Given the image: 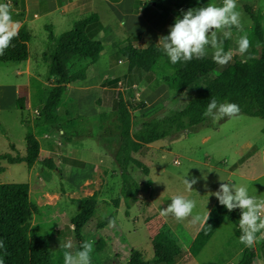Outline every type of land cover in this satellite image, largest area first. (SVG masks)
Wrapping results in <instances>:
<instances>
[{
  "label": "rangeland",
  "instance_id": "374dc122",
  "mask_svg": "<svg viewBox=\"0 0 264 264\" xmlns=\"http://www.w3.org/2000/svg\"><path fill=\"white\" fill-rule=\"evenodd\" d=\"M194 7L189 4L187 9ZM69 31L64 30L62 34ZM49 35L42 27L37 30L30 43L29 60L33 69L22 74V78L16 73L25 70V61L0 62V155L26 156L25 137L31 129L40 143L39 160H51L58 169L67 164L72 172L70 176L79 170L82 181L63 177L57 168L51 170L40 163L31 171L26 164L9 165L0 159V184L30 185L31 201L41 208L32 224L40 238L49 237L50 252L60 264H64L65 251L60 248L61 241H71L73 251L79 247L71 222L81 212L83 203L95 194L98 208L82 232L84 241H95L92 264H127L133 250L141 252L144 260L153 264L154 249L146 221L162 218L167 233L177 240L181 235L174 227L178 220L172 215H161L177 195L196 201L194 214L208 209V203L216 199L210 193L218 190L221 182L244 185L250 193L264 196V176H261L264 174V120L242 114L218 122L207 117L201 129L146 145L135 155L148 167L149 174L132 169L141 184V193L130 215H126L122 172L115 163L122 142L121 126L114 110L117 95L122 94L125 102L134 104L131 112L135 121L161 115L166 110L164 102L171 97L169 112L182 109L185 102L180 92H172L142 71L130 70L121 53L125 47L108 54L110 49L104 45L98 65L89 67V80L68 86L65 105L59 109V114L65 117L64 126H51L48 131L43 126L36 128L45 95L57 86L43 58ZM237 48L234 43L233 59L223 68L233 65L236 59L257 56L252 48L245 54H240ZM249 55L251 58H247ZM19 82L20 88L15 94ZM78 94L93 98V102L98 97L100 115L89 112L88 119L81 115L79 99L72 97ZM21 100L23 108L17 104ZM104 109L110 111L103 113ZM202 174L207 179H199L189 191L183 183L184 177L191 179ZM111 216H115L116 226L101 228L100 224ZM237 230L235 224L225 222L194 264H239L242 251ZM184 242L188 245L189 239L184 238ZM33 243L36 244V239ZM187 259H190L188 254L181 263Z\"/></svg>",
  "mask_w": 264,
  "mask_h": 264
},
{
  "label": "trees",
  "instance_id": "16d2710c",
  "mask_svg": "<svg viewBox=\"0 0 264 264\" xmlns=\"http://www.w3.org/2000/svg\"><path fill=\"white\" fill-rule=\"evenodd\" d=\"M181 9L187 10L182 3L174 5V20L181 16ZM244 9L252 22V29L248 35L251 41L250 48L257 56L249 60L236 59L230 67L223 68L215 63L211 49L202 59L193 58L191 61L176 64L171 63L159 45L143 48L130 43L122 50L121 53L129 63L130 70L142 71L149 79L164 83L163 85L168 86L172 92H180L185 102L182 109L169 112L171 97L164 102L166 109L164 113L149 120L135 121L131 112L135 108L134 104L125 102L122 94L117 95L114 110L121 126L122 142L116 155V162L122 172V197L127 208L126 215H130V210L139 201L141 193V184L132 169H141L146 175L149 174L148 167L135 155L146 145L201 129L207 122L204 112L212 96L216 97L218 102L238 104L239 114L264 120L263 16L250 7ZM98 32L99 17L91 15L77 22L67 33L60 36L50 33L48 49L43 58L48 64L49 75L57 80V86L46 93L39 117L35 121L36 128L64 126L65 117L59 114V109L65 105L68 86L85 82L89 67L100 60L105 50L103 42L96 38ZM31 39L29 31L22 28L19 35L12 40V46L0 56V62L27 60ZM232 44L233 39H227L224 44L225 51L231 49ZM17 104L24 107L23 100ZM108 111L110 110H102L103 113ZM25 140L26 156L14 157L7 153L0 155V159L7 161L9 165L26 164L30 169L36 163L43 164L51 170L57 168L51 160H39L40 143L33 130L28 131ZM12 149L15 147L12 146ZM119 202L118 200L115 203L117 207ZM98 205L95 194L83 203L81 212L71 222L79 245L84 241L83 229L94 217ZM40 211L41 208L31 201L28 183L0 184V240H3L7 252L5 255V250L0 249V257L3 258L4 264H60V260L50 252L49 237L40 238L32 224ZM113 218L115 216L101 223L100 227H107L109 220ZM239 219L237 209L229 212L217 200L190 248L191 254L198 257L225 222H232L238 227ZM146 226L151 234L154 249L153 264H180L185 252L177 240L167 233L164 220L159 217L149 219ZM237 231L236 236L239 238L240 229ZM34 239L36 244L33 243ZM241 251L242 259L239 264H254L256 252L242 243ZM127 264L149 263L144 260L141 252L133 250Z\"/></svg>",
  "mask_w": 264,
  "mask_h": 264
},
{
  "label": "clouds",
  "instance_id": "9594fccd",
  "mask_svg": "<svg viewBox=\"0 0 264 264\" xmlns=\"http://www.w3.org/2000/svg\"><path fill=\"white\" fill-rule=\"evenodd\" d=\"M11 9L10 0L0 3V56L12 46L11 42L19 35L21 27L20 22L13 19ZM180 12L182 18L177 16L174 23L169 26V33L161 35L158 41L172 64L188 62L193 58L202 59L208 55L209 49H211L213 61L218 65L226 66L232 61L233 50L225 51L224 44L232 37L233 28L243 31L242 13L237 10V0H222L219 6L210 0L207 6L181 9ZM236 44L240 54L248 53L251 47L247 34L240 35ZM239 113L238 104L218 102L217 98L212 96L204 115L211 118L213 122H218L226 117H236ZM186 176L183 183L189 191L193 190V185L198 183L199 179H207L203 174L201 177L193 176L191 179H187ZM221 181L224 180L221 179ZM210 194L215 196L219 204L229 212L235 209L240 210L238 228L241 232L239 241L242 244L250 247L264 239V231H262L264 230V196L250 193L247 186H237L230 182H221L218 190ZM195 208V200L177 195L162 210L161 215H172L178 221L191 216V222L196 224L202 220V217L199 214L193 215ZM208 218L209 212L206 221ZM109 226H116L115 218L109 220ZM258 233L261 235L258 236ZM94 245V240H85L73 251L74 245L71 241H61L60 248L65 249L64 264H92ZM0 249H4L5 255L7 254L3 240H0ZM0 264H4L2 257H0Z\"/></svg>",
  "mask_w": 264,
  "mask_h": 264
},
{
  "label": "crops",
  "instance_id": "0c3cea01",
  "mask_svg": "<svg viewBox=\"0 0 264 264\" xmlns=\"http://www.w3.org/2000/svg\"><path fill=\"white\" fill-rule=\"evenodd\" d=\"M6 2H9V0H0V3ZM10 2L12 4V17L15 21H19L21 25L19 31L22 28H26L31 34V42L37 30L41 27L45 31H48L49 34L52 32L55 36H60L64 30H72L74 25L80 20L88 18L91 15H97L99 17V32L96 38L103 42L104 45H108L110 49L108 54L115 50L117 51L118 48H126L130 43L135 47H139L138 45L140 44L143 48L154 44L162 47V45L158 44L159 37L169 33V26L174 23V5L181 3L178 0H10ZM209 2V0H199V3H197V0H186L182 4L187 9L189 4L193 7H203L207 6ZM211 2L218 6L222 4V0H211ZM245 7H250L263 16L262 25L264 28V0H237V10L242 13V24H245L246 28L243 27V31L233 28V35L231 37L233 44L236 43L239 35L247 34L252 29V22L249 15L245 12ZM41 23H43V26ZM234 30L236 31L234 32ZM30 57L31 53L29 54V58L24 60L26 65L25 70L16 73L21 78L22 74L32 72L33 67L29 60ZM99 61L94 64V67L98 65ZM87 80L89 79L87 78ZM19 84L21 82L17 83L15 94H17L20 88ZM72 97L74 100L79 99L80 114L84 115L87 119L90 118L88 116L89 112H95L100 115L101 110L98 105V97L94 99V102L93 98L84 94ZM43 127L46 131H48L47 129L51 130V126ZM115 163L117 162L115 161ZM63 166L61 169H56L63 177L74 179L75 181L80 179V182L82 181V177H79L81 176L79 170L75 171V175L70 176L72 174L70 167L67 164H63ZM34 169L35 167L33 166L30 170L33 171ZM261 176H264V174ZM216 201L217 198L214 201H210L208 209L198 213L202 217L200 222L193 224L191 222L192 217L190 216L178 221L174 225L177 232L181 233L177 237V242L185 252L184 258L187 254L188 258H190L189 260L187 259L188 261L180 264H194L199 257H194L190 252V248L206 222L208 212H211ZM237 211L239 213V209ZM193 215L195 214L193 213ZM257 235L260 236L261 234L258 233ZM184 238L189 239L188 245L185 244ZM263 241L264 239H261L249 247L257 255L254 264H264Z\"/></svg>",
  "mask_w": 264,
  "mask_h": 264
}]
</instances>
